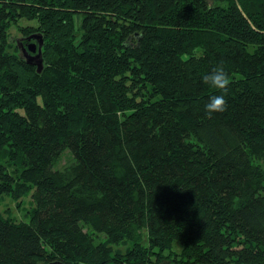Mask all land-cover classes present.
<instances>
[{"label":"trees","instance_id":"16d2710c","mask_svg":"<svg viewBox=\"0 0 264 264\" xmlns=\"http://www.w3.org/2000/svg\"><path fill=\"white\" fill-rule=\"evenodd\" d=\"M32 191L0 264H264V0H0V203Z\"/></svg>","mask_w":264,"mask_h":264},{"label":"rangeland","instance_id":"374dc122","mask_svg":"<svg viewBox=\"0 0 264 264\" xmlns=\"http://www.w3.org/2000/svg\"><path fill=\"white\" fill-rule=\"evenodd\" d=\"M23 23V22H22ZM12 39L13 42H20L21 36L19 33L14 29L12 30ZM27 47V46H26ZM29 55L34 56L35 54H32L29 52ZM71 159V155L67 154L65 157L62 158L61 164L67 163ZM61 166V165H60ZM59 164L56 166V168H62ZM33 193L34 191L30 192L28 195L24 196L21 199H14L11 196H4V198L1 200L0 203V212L6 217L10 216L12 219H16L17 221H30V210L34 207V201H33ZM102 236L96 237V242H102L103 241ZM148 239L145 238L144 244L148 245ZM130 243H124L122 245H113L114 251H121L125 252L128 247H130ZM174 250L179 251L180 248L178 245L174 247Z\"/></svg>","mask_w":264,"mask_h":264},{"label":"clouds","instance_id":"9594fccd","mask_svg":"<svg viewBox=\"0 0 264 264\" xmlns=\"http://www.w3.org/2000/svg\"><path fill=\"white\" fill-rule=\"evenodd\" d=\"M203 82L210 87L226 94L230 84V77L223 67L213 68L212 71L203 77ZM225 94L212 95L205 105V110L209 116L215 113H222L227 109Z\"/></svg>","mask_w":264,"mask_h":264},{"label":"water","instance_id":"95a60500","mask_svg":"<svg viewBox=\"0 0 264 264\" xmlns=\"http://www.w3.org/2000/svg\"><path fill=\"white\" fill-rule=\"evenodd\" d=\"M42 47H43L42 40L40 41L39 46L33 45L29 47L30 53L35 54L34 56L29 55V51L27 52L26 50L22 49L24 58L27 60L29 64H35L38 67L39 72H41L43 69Z\"/></svg>","mask_w":264,"mask_h":264}]
</instances>
